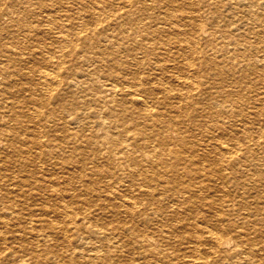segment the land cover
Wrapping results in <instances>:
<instances>
[{
    "label": "bare ground",
    "instance_id": "6f19581e",
    "mask_svg": "<svg viewBox=\"0 0 264 264\" xmlns=\"http://www.w3.org/2000/svg\"><path fill=\"white\" fill-rule=\"evenodd\" d=\"M200 8L210 14L194 15ZM236 9L243 13L242 39L211 19ZM1 14L8 26L0 22V264H223L233 257L264 264L258 230L245 233L224 220L226 208L238 207L210 195H259L264 187V137L251 131L264 133V55L256 54L264 0H0ZM84 14L98 25L63 21ZM245 73L261 83L253 96ZM79 108L95 115L82 129ZM154 108L160 116L148 118ZM190 112L210 121L193 143L172 126ZM142 126V133L131 131ZM80 137L94 145L92 157L110 176L125 178L135 191L98 206L123 209L125 221L137 217L155 231L166 224L184 248L150 231L116 238L99 226L90 237L97 217L78 210L94 203L79 194L98 189L99 171L90 165L96 188L78 186L84 176L77 174V154L87 157L78 151ZM51 161L69 164L61 166L62 184L37 173L38 163ZM238 206L264 210L259 200ZM196 212L202 220L189 219ZM132 250L138 258L125 257Z\"/></svg>",
    "mask_w": 264,
    "mask_h": 264
},
{
    "label": "rangeland",
    "instance_id": "374dc122",
    "mask_svg": "<svg viewBox=\"0 0 264 264\" xmlns=\"http://www.w3.org/2000/svg\"><path fill=\"white\" fill-rule=\"evenodd\" d=\"M69 1V0H68ZM71 1V0H70ZM82 1H87V0H82ZM207 2V1H205ZM220 10H222L225 14L227 13V9L225 6H220ZM203 13L204 14H210V11L208 9H204V8H200V11H197L196 15L197 14H200V18L201 17H205V15L203 16ZM242 11L240 9H236V11L234 12L233 15H231L230 13L227 14V16L225 15L224 17L220 18L219 16H214L212 15L211 16V19L213 21H215V23L218 25V24H227L228 25V28L230 29V31L232 32L233 36L235 38H240L242 39V29H243V26H244V20H241L243 19V17L241 16ZM2 15V14H1ZM0 15V22L3 23V24H6L7 25V19L5 18V16H1ZM85 16L83 15H79L78 17L76 18H73L72 20H67V19H63L64 22H75V21H86L88 23V25H93L92 27L94 26H97L98 23H95L94 21L90 20L88 17V15L84 14ZM202 15V16H201ZM225 18V19H224ZM228 18V19H227ZM67 20V21H66ZM203 20V19H202ZM8 26V25H7ZM13 26H9V28H12ZM210 30L211 28L209 27V25L207 26ZM212 31H213V28H212ZM211 34V32H210ZM209 35H203L202 37L203 38H207L210 36ZM252 35V36H251ZM99 36H102L101 34ZM201 38V37H200ZM203 38H201V40H204ZM253 34L250 33L249 35V40L252 41L253 40ZM261 38L264 39V36L261 35ZM90 41L91 43H97L98 40L97 38L95 37H92L90 36V39L88 40ZM203 41H201V43L199 44L201 47H208L206 46V43H202ZM260 47L258 48V52L256 54H259V56L261 55H264V40L261 41L260 43ZM205 45V46H204ZM206 50H208L207 52H211V50H209V48H207ZM259 56H254L253 59H255L254 61L256 63H258V59ZM247 68L243 67V70L245 72H247L248 70H246ZM240 71H237L236 73H234V75H238L239 76V73ZM247 74V77H243L246 78V80L248 79L250 82L248 85H251V87L249 88H246L248 89L250 95L255 93L256 90V86H260L258 84H254L253 82H256V78L255 76L252 74V73H245ZM85 82H90V78H91V75L89 74H85V76H83ZM249 77V78H248ZM1 81V79H0ZM80 89V88H78ZM259 90V89H258ZM242 91V90H241ZM105 92H109L108 90H106ZM245 92V90H244ZM259 95H261L259 93ZM93 101V100H92ZM104 108V107H103ZM151 113H153L152 115L149 114L148 118L151 116V118H155V117H158L160 115H157L156 113V109H152ZM94 115V112H92L90 109H87L85 111H81V109L79 108V111H78V128H81L82 129V123L84 124V120L85 118L87 119H95V115ZM139 119L143 120L144 121V117L141 116L139 117ZM209 117H206V116H203V115H194L192 114L191 112L188 113L184 119V121L182 122H179L178 124H174L172 123V126L173 127H178V131H181L183 130L184 131V135L187 139H189V141L191 143L195 142V140L199 137V130L200 129H203L205 128L208 124H209ZM185 125V126H184ZM183 127V128H182ZM143 128H146V126H142V127H138V128H134V129H131V131H136L137 134L138 133H142V131H145ZM186 128V130H185ZM87 129L90 130V123L89 125L87 126ZM192 130V131H191ZM131 131H126V136H127V139L129 141L130 139V136L132 135L130 132ZM253 135L256 136V138L262 140L263 137H264V133H260L262 135L260 136H257L259 135L258 132L256 131H253L251 130ZM88 132V131H87ZM84 137V136H83ZM83 137L79 138V141H82L81 143L82 144H79L78 146V151H80L81 149L84 150V152L87 154V157L85 158H80L81 156V153L78 152L77 154V157L79 158L78 160V163L80 165L79 169L77 170V174L78 175H82L84 177H82L81 179L77 180L76 182L78 183V186L80 188H87L89 189L90 187L93 188V187H98L97 190H90L88 192H86L84 189L81 191L82 193H80L79 195L81 197H88L91 199L92 203L94 204H91L89 206V209H85L82 208L81 210H78L79 213H82L83 211L84 212H90V217L91 219H94V217H97V226H92L90 227V237H91V234L92 233V230H96L97 227H101L100 230H102V234H106L108 236H114L116 238H124V237H128L130 235H133V234H136L137 231L138 232H152L154 235H157L158 237H162L163 239H165L167 242L169 243H175V246L179 247V248H184L185 247V243L183 242H179V240H173V237L172 234H169L170 231H171V228L169 226H167L166 224H159L158 225V231H155L156 228H151V227H146L142 224H140L137 220V217H132L133 219L131 220V222L128 223V221H125L124 218H128L130 217L129 215H126L127 212L124 211L123 209H113V210H110V209H104V208H101L99 207L98 203L99 202H102L103 199H107L106 197H119V196H126L127 197H133L134 196V190H131L130 187L127 184V181L125 180V178H118V176H110V173L107 171V168H106V165L102 163V161H100L98 159V157H92L96 152V148L94 147L93 144L90 145V143H84L83 142ZM192 138V139H191ZM228 140V142H232V140L230 138H226ZM101 142V145L104 144L106 142V140L104 141V139L101 138L100 140ZM197 141V140H196ZM240 142V141H239ZM242 142H240V146H242L241 144ZM2 145H0V150L2 149ZM256 147V146H255ZM200 148V146L198 144H195V149H198ZM81 150V151H82ZM92 153V155L90 156V154ZM186 153H190L189 151H187ZM0 154H3L2 152H0ZM260 154V153H258ZM262 154V152H261ZM90 157H92L90 159ZM169 159V158H168ZM83 163H82V162ZM92 161V162H90ZM81 162V163H80ZM95 164L96 166H94V168H97V170L99 171L98 173L99 174H96L95 176L98 178V181H97V185H92L90 184V165ZM63 165H69L68 163L66 162H61V161H51V162H43V163H38V168L36 169L37 170V173H43L47 178H51V180H56V181H59L60 179V174H62V170H64L66 168V166H64V168H62L61 166ZM184 164H186L187 166L190 164L188 161H185ZM41 165V166H40ZM59 166L61 168H59ZM42 168V169H41ZM174 168V167H172ZM61 172H60V170ZM39 171V172H38ZM264 172V170H263ZM103 178L105 179V181H99L100 179L103 180ZM228 181H225L226 183H230L228 184L229 187L232 186V182H233V179H227ZM107 182L106 186L104 185L105 183ZM60 183V181H59ZM62 184V183H60ZM82 185V186H81ZM114 185H115V188H114ZM111 186V187H110ZM124 186V187H123ZM95 187V188H96ZM101 187V188H100ZM100 188V189H99ZM232 188H234L232 186ZM259 188V187H258ZM102 189V190H101ZM262 191L260 192L259 195H254L253 194V191L249 192V193H231V194H220V193H214V194H210L211 197H219L221 199H228V198H231L232 202H234L235 206H237L238 208H234L232 209L231 207L229 208H226L225 212H224V215H223V219L226 220V218H229L230 220H233L236 224L239 225L240 227V231L242 232H249L248 230L250 229L251 226H254L258 231H256L255 233H253L257 238H260L262 237L263 240H264V210L261 209V208H255L253 207L252 209L249 208L248 206H238V203L239 201L241 200H245L247 199L248 201L249 200H255V201H260V202H264V187H262ZM85 191V192H84ZM92 191V192H91ZM100 192V194H99ZM91 193V194H90ZM126 195H125V194ZM252 193V195H251ZM209 195V196H210ZM236 200V201H235ZM250 211V212H249ZM202 212L203 214H211V212L209 210H205V209H202ZM257 212V213H256ZM153 213V214H152ZM150 213V215H155L154 212ZM166 214H169V211H165ZM251 213V214H250ZM255 213V214H254ZM201 213H195V215H192L191 214V218L189 219H198V220H202V216L200 215ZM261 216V218H259ZM263 217V218H262ZM124 221H123V219ZM261 219V221L259 220ZM248 221V223H247ZM254 221V222H253ZM153 226V225H152ZM166 226V227H165ZM160 227V228H159ZM162 228V230H161ZM252 228V227H251ZM164 230V231H163ZM251 230V229H250ZM178 231H182V229H179ZM131 232V233H130ZM133 232V233H132ZM163 232V233H162ZM258 233V234H256ZM251 234V233H250ZM82 235V234H81ZM88 235V234H86ZM261 235V236H260ZM83 237V236H82ZM86 238V237H84ZM234 238V237H233ZM177 239V238H176ZM172 241V242H171ZM175 241V242H173ZM260 243V242H259ZM234 245V244H233ZM240 245V246H239ZM196 246V245H195ZM198 249H202L205 247L202 244H199L198 246H196ZM203 247V248H202ZM232 247V246H231ZM234 247V246H233ZM240 247L242 248V244H238L237 245V248ZM142 254H150V251L147 250V251H144V252H141ZM128 254V255H127ZM140 255V253L138 251H130L129 253L126 252V258H128V256H133V258H138ZM124 257V256H123ZM124 257V258H125ZM229 262H227V260H224L222 263L223 264H252L250 263V261H246L243 263L242 259L241 258H237V257H233L231 259H228ZM136 262V261H135ZM242 262V263H241ZM137 263V262H136ZM135 264V263H134Z\"/></svg>",
    "mask_w": 264,
    "mask_h": 264
}]
</instances>
